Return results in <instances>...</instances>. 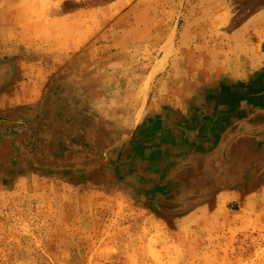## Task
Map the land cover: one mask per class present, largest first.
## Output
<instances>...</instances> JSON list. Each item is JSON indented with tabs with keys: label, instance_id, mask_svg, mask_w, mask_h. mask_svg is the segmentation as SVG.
Segmentation results:
<instances>
[{
	"label": "rangeland",
	"instance_id": "1",
	"mask_svg": "<svg viewBox=\"0 0 264 264\" xmlns=\"http://www.w3.org/2000/svg\"><path fill=\"white\" fill-rule=\"evenodd\" d=\"M10 51L43 80L100 86L110 112L138 121L208 73L264 72V0H0ZM31 132L0 137V154L27 161L17 173L0 157V264H264V196L177 211L124 189L118 153L110 189L94 174L79 189L41 169Z\"/></svg>",
	"mask_w": 264,
	"mask_h": 264
},
{
	"label": "crops",
	"instance_id": "2",
	"mask_svg": "<svg viewBox=\"0 0 264 264\" xmlns=\"http://www.w3.org/2000/svg\"><path fill=\"white\" fill-rule=\"evenodd\" d=\"M7 54L0 58V137L24 143L35 130L34 157L45 172L79 189L94 174L110 189L118 153L127 168L124 189L172 199L177 211L264 196V72L246 79L208 73L181 100L146 102L136 121L110 112L105 104L113 102L99 98L100 86L43 80ZM12 155L0 157L17 160L11 169L19 173L27 161Z\"/></svg>",
	"mask_w": 264,
	"mask_h": 264
},
{
	"label": "bare ground",
	"instance_id": "3",
	"mask_svg": "<svg viewBox=\"0 0 264 264\" xmlns=\"http://www.w3.org/2000/svg\"><path fill=\"white\" fill-rule=\"evenodd\" d=\"M158 67H159V66H158ZM157 69H158V68H157ZM157 69H156V70H157ZM154 72H155V70H153V71L151 72V74H150V75H152Z\"/></svg>",
	"mask_w": 264,
	"mask_h": 264
}]
</instances>
